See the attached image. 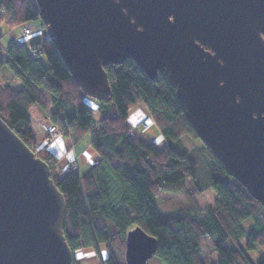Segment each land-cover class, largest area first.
Listing matches in <instances>:
<instances>
[{
    "label": "water",
    "instance_id": "95a60500",
    "mask_svg": "<svg viewBox=\"0 0 264 264\" xmlns=\"http://www.w3.org/2000/svg\"><path fill=\"white\" fill-rule=\"evenodd\" d=\"M49 38L88 97L107 65L167 72L200 140L264 209V0H36ZM67 205L48 164L0 118V264H73ZM157 239L126 236V264Z\"/></svg>",
    "mask_w": 264,
    "mask_h": 264
},
{
    "label": "trees",
    "instance_id": "16d2710c",
    "mask_svg": "<svg viewBox=\"0 0 264 264\" xmlns=\"http://www.w3.org/2000/svg\"><path fill=\"white\" fill-rule=\"evenodd\" d=\"M32 22L47 31L36 0H0V28ZM4 37L0 31V71L8 67L17 86L0 82V118L50 167L67 205L64 235L73 264H81L78 251L99 245L105 250L101 264H126V236L137 226L157 239L153 258L164 264H207L202 257L207 239L217 253L211 264H264V257L254 262L249 255L257 247L264 253L262 205L200 140L167 72L152 80L132 60L107 65L111 94L99 101L96 120L48 34L33 43L21 38L3 44ZM35 49L42 50L37 59ZM140 103L159 129L163 148L146 131L131 134L129 112ZM33 107L73 144L93 133L91 147L100 160L84 174L68 171L60 178L61 158L36 144ZM186 139L201 145L187 147ZM210 189L214 206L201 208L197 197ZM162 193H182L185 203L162 217L156 206Z\"/></svg>",
    "mask_w": 264,
    "mask_h": 264
},
{
    "label": "rangeland",
    "instance_id": "374dc122",
    "mask_svg": "<svg viewBox=\"0 0 264 264\" xmlns=\"http://www.w3.org/2000/svg\"><path fill=\"white\" fill-rule=\"evenodd\" d=\"M37 24H38L37 22L33 23V26H32L33 33L31 35H29L28 37L22 38L26 43H32L38 39H40V40L42 39L43 34H42L41 30L36 29ZM0 31L3 34H5V37L3 39V44H7L10 40H11V42H17L18 35H20L22 33V26L16 27L14 29H9L7 26L5 27V25H4L0 28ZM45 33L48 34L47 31ZM0 82L2 84L17 86V83L15 81H13L12 73L8 69V67H4L1 69V71H0ZM91 102H92V104H89L88 107L92 108L94 118L97 120L99 118V115H100L99 111H98L99 106H100V102L96 99H94ZM146 116H147V110H146L145 106L140 103V104L134 106L130 110L128 122L132 127H135L138 123H140L142 121H148ZM31 118H33L32 114H31ZM31 123H32V121H31ZM148 123H149V125L147 128L148 129L147 133H149L151 139L155 143H157L159 148H163L165 146V142H164L163 137H160L159 134L157 133V131L153 132L154 131L153 128H155L154 121H152V122L148 121ZM32 126H33V124H32ZM49 126H51V123L49 124ZM42 127H44V126H42ZM147 129L145 131H147ZM44 130L46 133H48L47 128L44 127ZM92 134L93 133H89L88 136H90ZM185 145L187 147L194 148V146H200L201 143H200V141H193L190 139H186ZM69 162L75 163L77 168L79 169L77 158H75L74 160H71ZM69 162L66 163V166L69 164ZM58 166H59L58 172L61 169H64L66 167L62 164H61V166L58 164ZM77 171H80V170H77ZM58 172H57V174H58ZM189 184H190V181L188 182V185ZM214 200H215V194H214L212 189L207 190L201 196L197 197L198 204L201 208H207L209 206H214ZM184 203H185V198H184L182 193H176V194H174V193H162L157 200L156 206H157L159 215L162 217H165L168 213L175 211V210L179 209L180 207H182L184 205ZM251 223L252 222L250 220L244 223V227L246 230L249 228ZM212 244H213L212 241L209 239H207L202 244V257L205 258L207 264H211V263L215 262L217 259V253L214 252L213 249L211 248ZM244 244H245V242H244ZM104 251H105L104 247L102 245H99L98 248H87V249H83L81 251H78L75 254V257L82 258L80 260L81 264H101L103 261V258L105 256ZM249 255L252 257L254 262H258L259 259L264 257V253L259 247H257L254 251L249 252ZM148 264H164V263H162L160 260H158L157 258L154 257L151 260H149Z\"/></svg>",
    "mask_w": 264,
    "mask_h": 264
},
{
    "label": "crops",
    "instance_id": "0c3cea01",
    "mask_svg": "<svg viewBox=\"0 0 264 264\" xmlns=\"http://www.w3.org/2000/svg\"><path fill=\"white\" fill-rule=\"evenodd\" d=\"M43 37L45 36L44 31H42ZM42 37V38H43ZM40 39L34 41L38 42ZM33 43V42H32ZM14 81V80H13ZM94 98L85 97V101L87 105L92 104L91 101H93ZM90 108V107H89ZM92 110V108H90ZM93 111V110H92ZM31 114L32 117L31 118ZM148 116V113H147ZM146 116V118H147ZM30 120L32 121L33 127L36 131V144L39 149H44L52 154H54L57 157L61 158V161L59 162V165L66 166V163L74 160L77 158L78 160V166H79V173L84 174L87 172L95 163H97L100 160V156L92 149L91 147V140L93 139L94 135H86L79 143H72V140L70 137H62L59 139H52L49 137V135L45 132L44 127L48 128L50 121L48 119H45L43 116V113L40 111L38 107H33L30 111ZM34 120V121H33ZM42 120V121H41ZM44 126V127H42ZM155 128H153V132H156L159 134L160 137H162L159 129L154 124ZM148 129L146 131V136L148 138H151ZM77 260H81L82 258L76 257Z\"/></svg>",
    "mask_w": 264,
    "mask_h": 264
},
{
    "label": "built area",
    "instance_id": "2783aa9c",
    "mask_svg": "<svg viewBox=\"0 0 264 264\" xmlns=\"http://www.w3.org/2000/svg\"><path fill=\"white\" fill-rule=\"evenodd\" d=\"M33 23H29V24H26L24 26H22V33L20 35H18V38H17V41L20 40L21 38L23 37H28L29 35H31L33 33ZM37 30H41V24L39 22H37ZM42 52L41 49H35V50H32V56L33 58H39L40 57V53ZM147 120L149 122H152L153 119L151 116H148L147 117ZM148 121H142L140 123H138L135 127H133V129L131 130V134L132 135H135L136 133H141V132H144L147 128H148ZM48 135L49 137H51L52 139H59L61 138V132L58 128V126H55V125H51L49 126L48 128ZM77 170H79L76 166L75 163H72V162H69V164L64 168V169H61L59 172H58V176L60 178H62L66 172L70 171V172H76Z\"/></svg>",
    "mask_w": 264,
    "mask_h": 264
}]
</instances>
